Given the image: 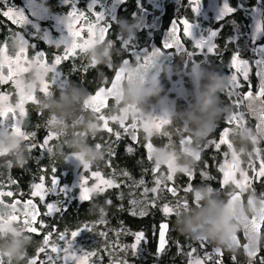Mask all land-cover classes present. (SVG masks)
<instances>
[{
    "label": "flooded vegetation",
    "instance_id": "flooded-vegetation-1",
    "mask_svg": "<svg viewBox=\"0 0 264 264\" xmlns=\"http://www.w3.org/2000/svg\"><path fill=\"white\" fill-rule=\"evenodd\" d=\"M73 2L76 4L78 11L84 12L85 17H87V19L79 18L73 22L74 30H78L81 33L80 39L82 42L89 39L87 25L89 23L96 24V17L88 11L90 0H73ZM197 2L198 0H139V2L138 0H124V3L115 7L114 11L118 20L116 23L111 24L103 40L95 42L84 51L77 49L74 55H70L68 59L62 60L56 66L62 77L70 80L63 89H60L58 85L51 83L52 72H44L42 80H37L36 74L39 71V66L32 61L36 51L43 50L45 52V63L51 65L57 55H64V46L61 45L57 48L54 44H48L43 39L33 38L28 35V33L34 32L30 25L14 24L2 15V12L7 11L9 7L14 9L25 8L26 0H0V49H3L1 53L6 55L13 68L11 79L0 82V94H8L11 108L15 105L16 97H18L17 104L20 102L21 92L25 96H33L35 98V102L33 100H25L24 117H20L19 109L17 108H13L14 114L21 120V129L24 132H33L41 143L46 139L50 131H55V136H53L51 142H48V146L58 148L57 155L61 159V164H66L67 161L70 162L66 172L70 170V166L75 163L76 159L80 162L84 161L78 154L77 149L79 146L86 145L100 151L103 146L105 147L106 142H112L113 146L109 150L114 155L118 153L123 160L131 164L132 168L135 166L137 169L136 178L130 175L132 180L136 179V186L139 188L137 191L138 195L144 194V190L147 188L149 190L147 196L155 197L156 195L151 189L155 187L156 177L158 176L163 178V183L159 186L161 189L159 197L178 200L185 195V197L190 198L192 194L188 195L190 194L189 189L194 190L203 186L211 187L216 192V195L228 201L232 194L238 193L242 207L246 206L249 209L248 216L235 215L234 217L235 226L239 231L232 236V241L237 236L240 247L236 248L233 246L228 250L217 247L221 249L222 257L215 252V263L217 264V260H220L221 264H249L243 248V245L247 243V239L244 236L243 222L247 218L249 220L252 219L251 211L254 213L255 203H257V200L264 199L262 195L264 177H262L261 182H254L253 185H250L248 192L240 193L236 189L229 197H226V193L223 190L227 189H224L222 180L224 172L221 169L225 161L227 145L223 143L217 148L216 144L220 142L223 129L230 126L225 121V114L230 112L229 105L232 102L236 103L235 100L237 99L239 101L237 106L240 108V97L242 95L243 105L246 110L244 94L249 92L254 94L258 89L254 63L258 56L253 51L254 46L249 38L251 15L248 12L256 6H260L263 11L264 0H228L229 6L237 9V11L227 15L219 23L215 20L214 4L217 3L222 6L223 0H199V15L193 11L197 6ZM112 3L113 0H103V5L109 8L112 7ZM241 5L244 6L243 10H240ZM141 9H143L144 23L148 27L137 30L138 21L133 17V13L139 15ZM33 10L37 27L41 32L47 34L49 40L55 41L59 39L61 32L54 18L67 16L72 7L71 3L65 4L63 0H35ZM101 10L99 6L95 9L97 12ZM26 15L30 19H34L27 9ZM184 20L197 25L195 29L197 35L207 36L210 30L219 29L222 26V31L213 39V43L216 45L213 52H208L206 48L203 50L197 49L194 41L184 36V25L182 23ZM173 21L176 23L177 35L185 46L184 52H177L175 48H163L165 36ZM104 23L105 21H100L97 27L103 26ZM19 34L24 35L29 40L28 47L22 43ZM65 34H67L66 31ZM120 37L125 40L133 39L132 43L137 45L138 49H148L149 51L151 49H161L163 53L167 54L166 56L162 54L160 60L156 63V67L143 77L142 82H139L144 84L145 78L151 81L158 80L161 92L159 96L149 99L143 105L126 104L120 100L118 92L121 84L127 81L125 80L118 86L116 94L108 98L106 106L101 109V112L93 113L90 108L86 109L84 107L89 95H94L99 87H110L111 81L115 76V69L119 67L125 68L128 65H133L137 68L134 58L130 59V64L122 65L123 59L128 58V52L123 49ZM230 39L232 42H229ZM246 39L249 48L246 47L245 50L241 51V46L244 45L242 42ZM33 43L37 45L36 49L31 47ZM256 44H264V29L262 37L256 41ZM24 48H26L24 53L21 54V58L17 61V53L23 51ZM187 52H192L194 55L189 57ZM236 52H239L240 59L249 62L248 68L251 69V73L248 74L247 79L231 65V58ZM109 63H112V68L107 66ZM19 66L25 68L21 74L15 72V69ZM4 73L7 74V64L5 65ZM213 74L225 77L227 80L224 92L219 95V107L222 113L216 118L211 131L206 133L203 139H198L194 143L191 133L192 126L187 119H184V114L193 110L196 104V97L208 82V76ZM233 75L237 77L236 83L238 87H233V83L230 80ZM43 81L49 84L48 91L52 93L51 95L46 96L41 91ZM73 86L86 89L88 95L83 101V105L69 119V122L58 125L56 117L44 108L43 101L50 97L58 99L67 89ZM236 92L237 95L234 97L233 93L235 94ZM162 101L165 103H162ZM101 114L106 117H127L124 121L125 126L130 125L135 120L137 121V127L129 130L131 132L130 135L121 128L119 120L115 121L116 126H113V120H109L108 126L112 129V132H109L103 128V122L96 119V116ZM154 117H162L165 123L160 125L159 128H151L149 122H140V118H151V122L158 124L159 120L153 121ZM50 120H54V122L50 124ZM86 121L94 123L96 128L98 121L101 128H97L95 134L89 135L84 127ZM6 123H9V121ZM145 125H148L149 131H145ZM0 131L10 132L4 128H0ZM114 133H119V138L113 136ZM133 136H135V140ZM188 137H191L190 144L184 140ZM230 142L237 147L240 144L239 134L232 133ZM97 144L100 145L99 149L96 147ZM149 144L151 148L148 147ZM30 145L33 146L32 138H27L24 146ZM129 147L133 149L131 153L127 151ZM193 149H195V152H193ZM33 151H31L30 157L27 156L29 159L33 155L38 156L40 153L36 150ZM197 151L200 152L199 160L194 158ZM68 155L71 158L69 160H67ZM114 155L112 154L111 156ZM12 156L14 155H0V162H16L17 158ZM169 156L173 157L179 167L174 173L169 168ZM20 157L23 158L22 155ZM189 160L193 161L191 166H188ZM95 163L96 161L90 164L91 167ZM62 167L64 168V166ZM78 169L77 167L71 170L67 179L60 175L55 177H59V184L64 186V182L67 181L68 184L69 180L78 173ZM185 170L191 171L194 178L189 179L188 175L184 173ZM170 172L173 176L172 180L167 179ZM202 173L206 174V177ZM141 180H143L142 184L140 183ZM169 188H174L176 194L173 195L172 192L168 191ZM98 193L101 192L93 193L92 195ZM252 196H254L252 201H255V203L252 201V203H249V199ZM11 201L5 202L10 203ZM257 204L259 205V203ZM148 209L153 211L157 209L158 213L160 211L159 206L149 205ZM147 215L148 213L144 216H138V218L144 219ZM179 217H172L169 222L162 221L163 219L160 217L161 221L159 220L158 225L153 224L149 231L145 230L144 225L141 224L138 233H143L144 239H142L140 246L137 248L139 255L138 264H166V261L161 258L166 248L169 249L170 253L178 245L182 246L184 250L187 249L188 237L181 235L176 229ZM165 223L168 225L165 234L166 245L163 252L158 256L157 244L160 225ZM260 235L259 253L252 264H255L258 258L263 256L264 222H262ZM0 237L5 240L7 246L15 241L9 234ZM35 256L38 257L37 264L41 263L39 256L35 254L26 256L24 264H27L28 260ZM1 261L2 264H10L11 262L3 258ZM178 262L179 259H175L173 264H178Z\"/></svg>",
    "mask_w": 264,
    "mask_h": 264
},
{
    "label": "snow or ice",
    "instance_id": "snow-or-ice-1",
    "mask_svg": "<svg viewBox=\"0 0 264 264\" xmlns=\"http://www.w3.org/2000/svg\"><path fill=\"white\" fill-rule=\"evenodd\" d=\"M65 4L71 3L72 10L67 14V16H60V17H55L54 19L56 20V24L61 32V35L59 39L55 41H51L48 39V36L46 33L41 32V30L37 27L36 21V16L33 10V5L35 3V0H26L25 8H18L14 9L9 7L7 11H3L2 15L8 18L9 20L12 21V23H20L25 26L30 25L32 29H34V32L28 33L29 36H32L33 38H39L43 39L46 43L48 44H54L57 48H59L61 45L64 46V55L59 56L57 55L52 62L51 65H48L45 63V52L43 50H37L35 56L33 57V63L37 64L39 67H41L46 73L47 72H52V81L51 83L54 85H58L60 89H63L69 82L70 80L66 77H62V74L57 71L56 66L61 63L62 60L68 59L70 55H74L76 53L77 49H80L81 51H84L85 49L89 48L92 46L95 42H98L100 40L104 39V36L106 32L109 31V28L111 27L112 23H116L118 20V17L114 11L115 7L119 4L124 3V0H113L112 7L109 8L105 5H103V0H90L88 4V11L91 12L95 17H96V24H91L89 23L87 25V31L89 35V39L83 40L81 42V33L78 30H74L73 28V22L79 18H84L85 13L82 11H78L76 4L73 2V0H63ZM139 2V0H138ZM99 6L102 10L101 11H95L96 7ZM243 5L240 6V10H243ZM26 9L28 12H30L31 17L34 19H30L28 15H26ZM214 10H215V20L217 23H219L221 20H223L227 15L233 14L237 11V9L230 7L228 0H223V5L220 6L219 4L215 3L214 4ZM193 11L197 12V14H200V5H199V0L197 2V6L193 9ZM252 13H257L260 10L257 8H253ZM143 9H141L139 15L137 13H133V17L137 19V30H142L146 27H148L144 23L143 19ZM107 17V19H106ZM100 21H105L103 26L97 27V25L100 23ZM184 25V36L190 38L191 40L194 41L195 47L197 49H207L208 52H213L214 49L216 48L215 43H213V39L218 35L220 31H222V26L219 29H212L209 31L207 36L204 35H197L195 33V29L197 25L192 24L188 22L187 20L182 21ZM65 31L67 34H65ZM262 33V29L260 25L257 23L253 33L251 34V42L253 44V51L257 53L258 58L254 61L256 67H257V73L256 75L260 78L261 80V87L260 91L253 95L251 92L245 94L244 99L248 101V108L249 110L257 117L259 124H258V131L261 135H264V99H261L264 97V44L257 45L256 41L257 39L260 38V35ZM19 37L22 41V43L26 44L27 47L29 46V40L25 38L24 35L19 34ZM95 37V39H93ZM122 47L125 51L128 52V58L123 59L122 65H128L130 64V59L134 58L136 61V71L131 72V71H126L125 68L119 67L118 69H115V76L111 81V86L110 87H99L98 90L95 92L94 95H89L88 100L85 101L84 107L86 109H91L93 113H100L101 109L106 106V102L109 97H113L116 94V90L120 83L122 81L127 80L128 82H142L143 77L148 74L150 71H152L156 67V63L158 60H160L162 54L167 55L161 51V49H151L149 51L148 49H138V46L133 44L132 41L133 39L129 38L128 40H125L123 37H120ZM229 42H232L231 39ZM26 47V48H27ZM32 48L36 49L37 45L32 44ZM19 53H17V61L21 58V54L24 53L25 49ZM163 48L164 49H172L175 48L177 52H184L185 51V46L182 44L181 39L177 35V27L175 21H173V24L169 31L167 32L165 36V40L163 43ZM3 49H0V52H2ZM194 55L192 52H187V56L191 57ZM141 61H143L141 63ZM7 64V74L4 73V68L5 65ZM231 65L232 67L236 68L238 72H241L244 76L245 79L248 78V67H249V62L246 60H242L239 57V52H236L233 54L231 58ZM94 66V65H92ZM109 68H112L113 65L112 63L107 64ZM13 76V68L11 65V62L8 61V58L5 57L4 60H0V82H3L5 80L11 79ZM230 80L233 83V87H238V84L236 83L237 77L235 75L230 77ZM49 89V84L46 82H42V88L41 91L45 93V95H51L52 93L48 91ZM234 94V93H233ZM6 99L5 97H0V100ZM25 100H33L35 102V98L33 96H25L21 92V99L20 102L16 105V108L19 109V114L20 117L25 116V110H24V102ZM237 105L239 104V101L236 102ZM96 119L98 121L103 122V128L106 129L109 132H112V129L108 126V121L109 120H119L121 128L125 130L126 133L131 135V132L129 131L130 129H135L137 127V121L133 120V122L130 125L125 126L124 121L127 119V117H121V116H111V117H106L104 115H98L96 116ZM11 121V124L9 125L6 123L7 121ZM159 120V123L156 124L155 126L157 128L160 127V125L165 123V120L162 117H154L153 121ZM54 120H50L49 123L52 124ZM227 122L229 124H232L233 122L236 123V127H244V121H243V116L242 114H232L227 118ZM21 121L19 118H17L14 114V109L11 108L10 106H0V128L7 129L9 131H12L16 134L24 136L25 139L28 138L26 134L20 131V125ZM145 131H149L148 125H145ZM229 128H224L221 137H220V142L216 144V147L219 148L220 144L223 143H228L227 137L229 133ZM117 138H119V133L116 134ZM54 134L52 132H49L46 139L44 140L43 144L41 145L42 148H44L49 140L53 138ZM133 139L135 140V136H133ZM185 142L188 144L191 143V137L185 138ZM214 143V142H210ZM229 148L231 147L230 144H228ZM34 147V146H33ZM96 147L99 149L100 145L97 144ZM149 148H151V145H148ZM48 152L51 150V148L46 149ZM129 153L133 151L131 147L127 149ZM114 155V153H113ZM233 161L235 162L232 165V171L234 172L237 166V156L233 152ZM196 160L200 159V152H196L195 157ZM71 159V158H70ZM79 167V165H78ZM84 168H88V165H83ZM171 169V166H169ZM223 171V168L221 169ZM53 172H55V168H53ZM184 173H186L189 177V179H193V173L191 171L185 170ZM94 176L99 177L100 173L95 172L93 173ZM124 175L129 176L130 174L125 172ZM202 175L206 174L202 173ZM231 175L230 172H225V180L224 183L228 182V176ZM242 175H244L242 173ZM259 176L264 177V162L261 163L260 165V171L258 173ZM168 180H172L173 176L171 172L167 176ZM44 180V177H41V183L34 184L33 185V196L39 195L40 200L43 201L45 199V186L42 183ZM140 183H143V180L140 181ZM157 185L160 184V181H156ZM237 188L243 189L244 187L248 186L247 182V177L245 176V180L243 183L241 182H235ZM103 185L104 187H119L118 184H116L113 180L111 179H102L100 181V184L94 185L92 188H85L82 183L77 182L75 185L76 187L80 188V193H79V200L80 201H85L89 199V194L93 191H104V187H101ZM59 186V187H58ZM157 188L151 189L152 192H157ZM209 190H213L211 187H209ZM47 191H52V192H59L63 193L65 196V201L63 203L66 204L67 201H70L74 197L71 194L72 190L69 188H65L64 186L60 185L56 179L55 176L52 178V188ZM145 193H147L149 190L145 188ZM168 191L172 192L173 195L176 194V190L174 188H169ZM12 196V192H0V197L3 196ZM76 198V197H75ZM197 199L199 197L197 196ZM240 201V195L238 193L232 194L231 199H229L228 203L229 205L233 204L234 202ZM61 202L57 203H48L46 205L47 207V212L45 215H52L54 213H59L61 211H66L67 208L61 207L60 206ZM110 203V202H109ZM131 203L135 204L136 201L133 200ZM249 203H252L249 201ZM260 207L257 209L254 206V213L255 215L252 217L251 220L248 218L244 220V236L247 239V242H250L254 237H261L260 235V223L264 222V199H261L259 201ZM152 206H155V202H152ZM185 207L188 206V204L185 202L184 204ZM174 211L173 208L169 207V205L165 204L163 207V212L167 215L170 214ZM136 213H133L135 215ZM146 213L144 211L140 212V215L143 216ZM39 215V212L36 208V205L33 204L32 200H28L27 202H24L23 205L21 204V201L17 200L11 204H5L2 199H0V230L3 229L4 226L7 224H10L12 221H15L19 216H22L24 218V225L25 229L30 232V233H37L38 230L37 228L33 227L34 222L37 220V216ZM168 228V225L162 224L161 225V231H160V241H159V246L157 248V255L159 256L160 253L163 252L165 245H166V239H165V232ZM88 230L90 231L91 229H82L78 231H73L71 233V236L73 240L77 238L81 231ZM60 239L62 241H65L68 245V247L64 248L63 251L66 253L64 259L67 260L68 256L71 255V257L75 260L80 259L79 256L76 255L75 252L71 251L73 248L72 241H68L65 239V235L61 234ZM144 239V234L143 233H138L136 234V243L132 245V248L134 252L137 249V246L139 242ZM196 240L201 242V247L205 246V241L203 238H196ZM49 243V236H44V244L47 245ZM179 243V242H178ZM236 248L240 247V242L238 240V237H234L232 241V245ZM243 248L245 250L246 256L248 258L249 264H252L254 258L258 255V247L256 248L255 251H248V243L243 245ZM40 252L44 251V248L39 249ZM61 249L57 248L55 245L52 246V252L59 253ZM196 249L192 248V252H195ZM216 254L218 256L222 257V252L220 248L214 249ZM87 255H94L92 252H88ZM191 255V253H189ZM59 258V257H57ZM48 259L50 261H53V257L49 256ZM233 259H235L233 257ZM0 264H2V261H0ZM29 264H37L35 259H32L29 261ZM191 264V262H190ZM196 264H200V261L197 260ZM217 264H221L220 260H217ZM261 264H264V259H262Z\"/></svg>",
    "mask_w": 264,
    "mask_h": 264
},
{
    "label": "rangeland",
    "instance_id": "rangeland-1",
    "mask_svg": "<svg viewBox=\"0 0 264 264\" xmlns=\"http://www.w3.org/2000/svg\"><path fill=\"white\" fill-rule=\"evenodd\" d=\"M255 8L259 9L260 11L257 13H252V9L248 12L251 15V22H250V28L251 31L249 33V38L251 37V34L254 31V28L256 26V24L258 23L262 29V33L260 35V38L263 35V29H264V10H261L260 6H256ZM262 11V12H261ZM259 38V39H260ZM251 40V39H250ZM258 40V39H257ZM247 39L244 40L242 42V44H244L243 46H241V51L245 50L246 47H248L247 45ZM249 48V47H248ZM6 57V55L2 54L0 52V60H4V58ZM40 68V69H39ZM38 68V73L36 74V79L41 81L42 80V74L45 72L41 67ZM25 70V68H22L21 66H19L18 68L15 69V72L17 74H21L23 71ZM251 73V69L248 68V74ZM234 97H236L237 92L235 94H233ZM241 95V94H240ZM6 99L4 100H0V106H10L11 107V103H10V99H8V94L7 93H3L0 94V97H5ZM18 102V97H16V102L13 108H16ZM235 102H237V99L235 100ZM25 103V102H24ZM230 107V112L229 114H225V121H227V118L232 115V114H242L243 116V121H244V127H236V123L233 122L232 124H230V126L228 127L229 133H228V143H226L227 147H226V151H225V161L223 163V186L224 189L226 188L227 190H223L226 197H229L234 190L238 189L241 192H248V188L250 187V185H253L254 182H261L262 177L258 175L259 171H260V165L262 162H264V146L261 143V140L259 139V137L255 134L254 131V122L249 119L247 112L245 110V106L243 105V98L242 95L240 97V108L237 106V103L232 102L231 105H229ZM232 108V110H231ZM21 121V120H20ZM140 122H149L151 128H156V124L154 122H151V118L150 119H145V118H140ZM9 125L11 124V121L9 120ZM97 128H101L100 122L97 121ZM113 126H116L115 121H113ZM20 127V131L23 132L24 134H26L28 136V138H32L33 141V146H24L26 139L24 138V136L16 134L12 131L10 132H3L0 131V155H14L17 159L16 162H5L4 165L2 167H0V173L4 172L6 174L10 173L11 167L14 164H21V162L23 161V158L20 157V155L22 156H28L30 157V153L33 150H36L38 152L41 153L42 156H47L52 155L53 151L50 150L49 152L46 150L47 148H51V146H48V144L42 148L41 145L43 144V142L41 143V141L39 139L36 138L35 134L33 132H24L21 129V123L19 125ZM48 130V129H47ZM117 131V130H115ZM54 134L55 136V131H50ZM114 132V131H113ZM232 133H238L239 134V141L240 144L236 147L234 146L231 142H230V136L232 135ZM117 133H114L113 136H117ZM5 138H7V142H5ZM35 138V139H34ZM51 142V140H49ZM24 145H23V144ZM228 144L231 145V147L229 148ZM106 146V152L108 154H110V156L113 154V152H111L109 149L112 148L113 143L109 142V143H105ZM109 148V149H108ZM97 152H99V150H96ZM235 153L237 156V166L235 171H232V165L235 163L233 161V155L232 153ZM14 156H12L14 158ZM160 157V155H159ZM70 159V155H68L67 160ZM22 160V161H21ZM21 161V162H20ZM42 163V161H41ZM69 161L66 162V164H62L60 167H55V172H53L52 169V175H49L50 177H46L44 175H41L39 177V180L33 182V184L31 185V189L29 190L28 193V198H32L34 199L40 206L42 214L44 215L47 212V207L46 205L48 203H57V202H61L60 206H65L66 204H63V202L65 201V196L63 193H59V192H52V191H47L51 189V179L53 178V176H63L66 179L68 178L71 170H74L75 168L78 167V165H82L79 166L78 168V173L75 174V176L69 180L68 184L67 181L64 182V187L65 188H69L72 190L71 194L74 198L71 199L70 201H67L66 203H69L71 201H77V202H81L79 200V193H80V188L76 187L75 185L77 182L82 183L83 186L85 188H92L94 185L100 184V181L102 179H111L113 180L116 184H118V179L114 172H110L109 175H105L103 174L101 171L97 170V169H91V165L88 166V168H84L83 165H88L87 163H85L84 161L80 162L76 159L75 163L72 164L70 166V170L68 172H66V169L69 168ZM169 165L171 166V170L172 173L176 172L177 169L179 168L177 166V163L173 160L172 156H169V160H168ZM56 166V165H55ZM64 166V168L62 167ZM95 166V165H94ZM63 168V169H62ZM95 172H99L100 176H94L93 173ZM225 172H230L231 175L228 176V182L224 183L225 180ZM242 173L244 175H242ZM245 176L247 177V182H248V186L244 187L243 189L241 188H237L236 187V183L235 182H241L243 183L245 180ZM41 177H44V180L42 181V183L45 186L46 192H45V199L43 201L40 200L39 195L37 196H33L32 192H33V185L34 184H38L41 183ZM128 180H132L131 175L127 176ZM159 180L160 184L155 185L154 188H157V192H155V197H148L147 193L138 195L137 192L134 194V198L133 200L136 201L135 204L131 203L132 208L130 209V212L136 213L135 215L141 216L140 212L144 211L146 214L149 211V205H152V202H155V206H159L160 211H159V216L161 217V219H163L162 221H167L169 222V219L172 217H179L181 215L182 212H187L189 206H195L196 201L198 200L197 197L195 198L194 196V190L193 189H189V193L188 195H191L190 198H187L184 196L180 197L178 200H174L172 198H167V197H159V193L161 192V189L159 188V186L163 183V178L161 176L156 177V181ZM7 184H3L0 187V192H12L11 190H6ZM101 187H104L103 185H101ZM3 188V189H2ZM107 187H104V191L106 190ZM112 188V187H109ZM104 191H93L89 194V197L93 194V193H97V192H101L103 193ZM221 191V192H223ZM98 193V194H101ZM19 194V193H17ZM129 195L132 197L133 192H130ZM262 195L264 196V190L262 191ZM16 195L13 193L12 196H3L0 197V199H2L4 202L5 201H11L13 198H17L15 197ZM76 197V198H75ZM223 199V198H222ZM252 199L254 200V196H252ZM132 200V201H133ZM174 200V201H173ZM185 202L188 204L187 207L184 206ZM257 203H259V200H257ZM167 204L169 205V207L173 208L174 211L170 214H165L163 212V207L164 205ZM145 214V215H146ZM144 216V215H143ZM161 221V220H160ZM33 227L37 228L38 232L37 233H30L25 229V225H24V219L18 217L15 221H12L10 224H7L6 226L3 227L2 230H0V236H4V235H11L13 240H17V238L21 237L23 235V233H27L29 235L31 234H39L42 226V223L40 221L37 222V224L33 225ZM82 229H86V228H82ZM85 231H81V232H86ZM136 234H138L137 232H132V239H130L129 243L126 244L128 247V250L134 251L132 248V245L136 243ZM66 240L68 241H72L73 244V248L71 249V251L75 252L77 256L80 257V259L75 260L71 257V255L68 256V259L65 260L64 257L66 255V253L63 251L64 248L68 247L67 243L65 241H62L59 237V241L54 242L51 245H45L44 243H42L39 248L36 250V254L38 253H43V256L45 257L44 252H49V254L46 257V261H49V264H96V263H92L91 259L93 255H87L88 252H92L91 250L87 249V248H83L82 245V235L80 233V235L75 238V240H73L72 236H70L69 239H67L65 237ZM142 241V240H141ZM141 241L139 242L137 248L140 246ZM205 246L201 247V242L196 240L195 238H190L188 237L187 240V249L184 250L182 246L178 245V247L172 252H169V249L166 248L164 250V254L161 255V258L164 259L166 261V264H173L175 259H179L178 264H196V261L199 260L200 264H216V256H215V251L214 249H216L218 246L214 243H212L211 241H205ZM55 245L57 248L61 249V251H59V253H55L52 252V246ZM232 245V239H231V243L229 244L228 249H231L233 246ZM120 246L122 247L123 244H120ZM44 248V251L40 252L39 249ZM192 248H195L196 251L192 252ZM225 249V248H224ZM168 250V251H167ZM137 251V249H136ZM135 251V252H136ZM93 253V252H92ZM189 253H191V255H189ZM51 256L53 257V261H50L48 259V257ZM136 256V260L138 261L139 259V255L138 252L134 255ZM132 252H130L129 254L126 253L125 249H122L120 251H117L114 258L111 257L112 259H110V264H131L128 262V259H132L133 257ZM59 257V258H57ZM21 259H23V257H21ZM262 259H264V238H263V256L259 257L257 262L255 264H261ZM2 260V258H0V261ZM39 264H44L42 261Z\"/></svg>",
    "mask_w": 264,
    "mask_h": 264
},
{
    "label": "trees",
    "instance_id": "trees-1",
    "mask_svg": "<svg viewBox=\"0 0 264 264\" xmlns=\"http://www.w3.org/2000/svg\"><path fill=\"white\" fill-rule=\"evenodd\" d=\"M105 147L103 146L99 151L101 158L96 160L95 166L91 167V169H97L106 176L110 172H114L118 176L119 187H107L103 193L94 194L85 201L77 202L73 200L66 203V211L52 215H43L41 211L39 221L43 227L40 233L31 235L23 233L21 237L17 238L27 239L31 237L32 243L27 248L26 256L36 254V250L44 243V236H49L48 245H51L59 241L61 234H64L69 239L73 231L87 228L91 230L81 232L82 245L84 249L87 248L94 253L91 262L110 264L111 257L114 258L117 251L125 249L127 254L132 252L133 256L138 252L128 250L126 244L132 239V232H137L141 224L144 225L147 231L150 230L153 224L158 225L160 216L157 209L154 211L149 210L148 215L144 219H139L137 215H133L130 212L132 208L131 201L139 188L136 186V179L128 180L124 173L128 172L136 178L137 169L135 166L132 168L131 164L123 160L118 153L110 156L106 152ZM51 150L53 151L52 155L42 156L39 153L38 156L33 155L31 159L24 155L23 161H20V167L14 166L16 165L14 164L9 174L0 173V187L6 183V190L13 191L16 195L15 197L21 200L27 199L33 182L39 180L41 175L49 178V175H52V169L62 165L60 163L61 159L57 155L58 148L52 147ZM33 152L36 153L35 151ZM3 165L4 163L0 162V167ZM130 192H133L132 197L129 195ZM120 244H123V246L121 247ZM6 246L5 240L0 237V248ZM44 254L45 257L43 253H38L37 255L40 261L44 264H49V261H46L49 252H44ZM128 262L138 264L136 256L128 259ZM10 264H24V258L11 261Z\"/></svg>",
    "mask_w": 264,
    "mask_h": 264
},
{
    "label": "clouds",
    "instance_id": "clouds-1",
    "mask_svg": "<svg viewBox=\"0 0 264 264\" xmlns=\"http://www.w3.org/2000/svg\"><path fill=\"white\" fill-rule=\"evenodd\" d=\"M126 31V29H125ZM126 71L135 72L133 65L125 66ZM208 82L196 97V104L191 112L184 114L191 127L194 143L198 139H203L206 133L212 129L216 118L222 113L219 107V95L224 92L227 85L225 77L213 74L208 76ZM119 98L123 103L130 105H143L149 99L159 96L161 87L159 81H151L145 78V83L125 81L118 89ZM88 92L79 87H70L58 99L47 98L43 101L44 108L55 116L58 125L67 124L69 119L83 105ZM162 103H165L162 101ZM87 134H95L97 128L94 123H85ZM7 142V138H5ZM78 154L87 164H92L101 158V154L94 148L81 145L77 149ZM195 152V149H193ZM194 160V159H193ZM192 160L188 161L191 166ZM17 167L21 164L17 163ZM196 201L195 206H189L187 212H182L176 223L177 231L186 237L203 238L211 241L220 248L227 249L231 243L233 235L238 233L234 223L235 215H249V209L241 207L239 204L229 205L228 200L216 195L214 190H209L208 186L194 189ZM32 243L31 237L27 239H17L8 246L0 248V258L16 261L21 257L26 258L27 248Z\"/></svg>",
    "mask_w": 264,
    "mask_h": 264
},
{
    "label": "water",
    "instance_id": "water-1",
    "mask_svg": "<svg viewBox=\"0 0 264 264\" xmlns=\"http://www.w3.org/2000/svg\"><path fill=\"white\" fill-rule=\"evenodd\" d=\"M255 67H256V65H255ZM256 73H257V67H256ZM257 83H258V89H257V91H256L253 95H255L256 93H258V92L260 91L261 80H260V78H259L258 76H257ZM246 94H247V93H246ZM244 97H245V94H244ZM261 99H263V97H262ZM244 100H245V99H244ZM245 103H246V102H245ZM246 110H247V112H248L249 118L254 122V130H255L256 135L259 137V139L261 140V142H262L263 145H264V135H261V134L259 133V131H258V127H257V123L259 124V121H257V119L254 118V117L250 114V111L248 110L247 106H246ZM56 179H57L58 183H60V178H59V177H56ZM51 188H52V181H51ZM230 199H231V198H230ZM250 199H252V198H250ZM250 199H249V201H250ZM17 200L21 201V204H22V205H23L24 202H27L28 200H32L33 204L36 205V208H37V210H38V212H39V215L37 216V220H36V222H34V224H37V222H38V220H39V217H40V215H41V210H40L39 205L37 204V202H35V200L32 199V198H27V199H25V200H21V199H19V198H15V199H13L10 203H6V202H4V203H5V204H11V203H13V202H15V201H17ZM233 204H239V205L242 207L241 198H240V201L234 202ZM255 207L258 209V208L260 207V204H259V205H255ZM251 212H252V217H253V216L255 215V213H253V211H251ZM19 217H20V218H23L22 216H19ZM242 218H243V217H242ZM23 219H24V218H23ZM242 221H243V219H242ZM34 224H33V225H34ZM161 225H162V224H161ZM161 225H160V231H161ZM243 225H244V223H243ZM261 226H262V222L260 223V230H261ZM160 231H159V237H158L157 248H158V246H159V241H160ZM165 234H166V232H165ZM259 241H260V237H254L250 242H247V243H248V248H247V250H249L250 252H251V251H255L256 248L258 247V253H259ZM32 259H35L36 262H38V257L35 256V257L30 258V259L28 260L27 264H29V261L32 260Z\"/></svg>",
    "mask_w": 264,
    "mask_h": 264
},
{
    "label": "bare ground",
    "instance_id": "bare-ground-1",
    "mask_svg": "<svg viewBox=\"0 0 264 264\" xmlns=\"http://www.w3.org/2000/svg\"><path fill=\"white\" fill-rule=\"evenodd\" d=\"M245 102H246V106H247V108H248V101L247 100H245ZM248 110H249V108H248ZM250 111V110H249ZM250 114L254 117V118H256L257 119V117L250 111ZM257 121H258V119H257ZM257 127H258V123H257ZM250 201H252V199H250ZM253 203H255V201H252ZM255 205H258L257 203H255ZM245 255H246V253H245ZM246 258H247V256H246Z\"/></svg>",
    "mask_w": 264,
    "mask_h": 264
}]
</instances>
